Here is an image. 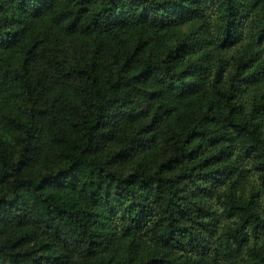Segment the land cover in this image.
I'll list each match as a JSON object with an SVG mask.
<instances>
[{
  "label": "trees",
  "instance_id": "1",
  "mask_svg": "<svg viewBox=\"0 0 264 264\" xmlns=\"http://www.w3.org/2000/svg\"><path fill=\"white\" fill-rule=\"evenodd\" d=\"M0 264H264V0H0Z\"/></svg>",
  "mask_w": 264,
  "mask_h": 264
}]
</instances>
